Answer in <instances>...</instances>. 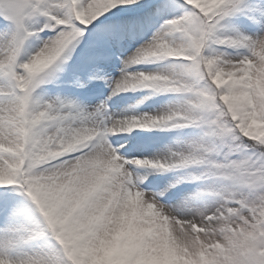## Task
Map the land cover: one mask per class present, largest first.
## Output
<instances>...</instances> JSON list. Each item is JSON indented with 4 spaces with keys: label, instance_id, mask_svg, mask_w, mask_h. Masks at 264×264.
Listing matches in <instances>:
<instances>
[{
    "label": "snow or ice",
    "instance_id": "obj_1",
    "mask_svg": "<svg viewBox=\"0 0 264 264\" xmlns=\"http://www.w3.org/2000/svg\"><path fill=\"white\" fill-rule=\"evenodd\" d=\"M0 264H264V0H0Z\"/></svg>",
    "mask_w": 264,
    "mask_h": 264
}]
</instances>
